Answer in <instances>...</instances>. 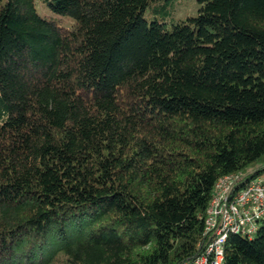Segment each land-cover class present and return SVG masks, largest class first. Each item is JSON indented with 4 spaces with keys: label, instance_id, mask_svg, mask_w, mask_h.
Instances as JSON below:
<instances>
[{
    "label": "trees",
    "instance_id": "obj_1",
    "mask_svg": "<svg viewBox=\"0 0 264 264\" xmlns=\"http://www.w3.org/2000/svg\"><path fill=\"white\" fill-rule=\"evenodd\" d=\"M40 1L74 23L0 0V264L192 261L217 181L264 173V0ZM224 252L264 264V226Z\"/></svg>",
    "mask_w": 264,
    "mask_h": 264
},
{
    "label": "built area",
    "instance_id": "obj_2",
    "mask_svg": "<svg viewBox=\"0 0 264 264\" xmlns=\"http://www.w3.org/2000/svg\"><path fill=\"white\" fill-rule=\"evenodd\" d=\"M264 222V176L247 173L220 178L207 211L201 253L185 264H224L230 236L253 238Z\"/></svg>",
    "mask_w": 264,
    "mask_h": 264
},
{
    "label": "rangeland",
    "instance_id": "obj_3",
    "mask_svg": "<svg viewBox=\"0 0 264 264\" xmlns=\"http://www.w3.org/2000/svg\"><path fill=\"white\" fill-rule=\"evenodd\" d=\"M34 1L37 11L42 17L55 21H58V19H60L59 16L55 15L40 0H34ZM199 9H200V4L198 0H175L172 1L170 4H168L166 14H163V12L155 13L149 10L146 14V19L148 21L157 19L158 21L165 23L167 25H174L180 22H185L189 18L196 17L198 15ZM61 19L64 20L62 21V23L58 21L59 24L66 27H70L74 23V21L71 18H61ZM256 169H259V167L251 169L250 172H254ZM260 175L264 176V173H261ZM262 226H264V222L261 223V227Z\"/></svg>",
    "mask_w": 264,
    "mask_h": 264
},
{
    "label": "bare ground",
    "instance_id": "obj_4",
    "mask_svg": "<svg viewBox=\"0 0 264 264\" xmlns=\"http://www.w3.org/2000/svg\"><path fill=\"white\" fill-rule=\"evenodd\" d=\"M207 216V215H206ZM205 221V220H204ZM204 228H205V223H204ZM205 231V230H204Z\"/></svg>",
    "mask_w": 264,
    "mask_h": 264
}]
</instances>
